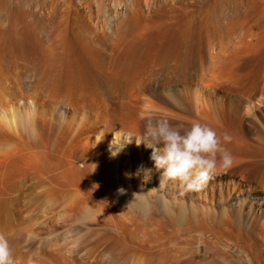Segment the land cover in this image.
I'll return each instance as SVG.
<instances>
[{
    "label": "bare ground",
    "instance_id": "6f19581e",
    "mask_svg": "<svg viewBox=\"0 0 264 264\" xmlns=\"http://www.w3.org/2000/svg\"><path fill=\"white\" fill-rule=\"evenodd\" d=\"M7 1L8 0H0V15H1L0 16V36L2 35V33L5 34V37L3 39V41H4L3 43H5L4 48L2 50L1 49L0 50L3 52L7 51V52H5V55H8L9 58H11L12 60L15 59L16 61H18L17 59L21 56V54H23L22 53V50L24 47L23 45H24V41H26L23 38V37H25V36H23L24 33L22 34V32H24V31H22L24 27L22 28V30H20L18 28V25H17L18 20L8 14ZM86 1L90 2L91 0H86ZM92 1H94V0H92ZM80 2L82 3V1H80ZM51 3L53 5V7H55V6L57 7L59 5L65 6L67 4H69V6H68L69 8L74 6L73 0H51ZM100 5H102V3ZM227 5H229V4H227ZM63 6H61V7H63ZM78 6H80V5L78 4ZM81 6L83 7V3ZM131 6H132V4H131ZM139 6H138V9H139ZM75 7H77V6H75ZM75 7L73 9L74 10L73 14L76 11L75 9H78V7L77 8H75ZM90 7H92V6H90ZM136 7L130 9L131 14H129V16L126 15L127 19H129L127 21L128 24H125L126 22H124V25H123V23L121 24V26L122 27L124 26V28H126V30L122 27H119V28L124 29V30L121 29L119 31L120 32L119 37L131 35V34L134 35V33H133L134 31H132V30L127 31V29L130 27L132 28V26L136 25L134 20L137 19L138 17L134 18V14H133L134 11L137 10ZM163 7H161V8H163ZM66 8H67V6H66ZM84 8H85V6H84ZM85 9H84V13L86 12ZM77 11L75 13H77ZM60 12H63V11H60ZM67 12H69V11H67ZM139 12H140V9H139ZM139 12H137V13H139ZM156 12H157V10H156ZM61 14L63 15L64 13H61ZM61 14H59V16ZM86 14L90 15V11H89V13L87 12ZM139 17H142V16L139 15ZM123 18L125 20L126 17H123ZM123 18H122V20H123ZM133 18H134V20H133ZM27 20H29V19H27ZM83 20L85 21V19H83ZM192 21H194V20H192ZM35 22L40 23V21H34V23ZM43 22H45V21H43ZM26 23H28V22H26ZM28 24H32V23H28ZM78 24H80V23H78ZM140 24L141 23H139V25ZM150 24H151V22H150ZM179 24H180V21H179ZM21 25H22V23H21ZM139 25H137V26H139ZM197 25H198V23H197ZM32 26L33 27H31V28L34 29V26H36V25H32ZM82 26H85V25H82ZM155 27H156V25H155ZM203 27H205V26L203 25ZM78 28H80V27H78ZM86 28L87 27H85V29ZM102 28H103V25H102ZM137 28H142V27H136V29ZM149 28H151V26ZM165 28H167V27H165ZM199 28H201V27H199ZM170 29H171V27H170ZM172 29H173V27H172ZM178 29H179V27H178ZM210 29H211V27H210ZM218 29L219 28H217L216 30H218ZM105 30H106V28H105ZM235 30H237V28ZM79 31H80V29H79ZM88 31H90V30L88 29ZM116 31L118 32V30H116ZM160 31H161V29H160ZM214 31H215V28H214ZM31 32H32V30H31ZM77 32L78 31H75L74 33H76L75 35L78 36L79 33L77 34ZM155 32H157V31H155ZM177 32H178V30H177ZM179 32L181 33V31H179ZM204 32H205V30H204ZM216 32H218V31H216ZM221 32H224V30L223 31L221 30ZM226 32L228 33V30L225 31V33ZM232 32H233L232 34H235L234 31H232ZM81 33H80V35L82 38ZM90 33H92V32H90ZM172 33L175 34V32H172ZM212 33H213V31H212ZM26 34L28 35V32ZM34 34H36V32H34ZM71 34H72V32H71ZM87 34H88V32H87ZM166 34H167V32H166ZM201 34H203V33H201ZM240 34H242V33H240ZM29 35H31V34H29ZM33 35H32L33 38L36 36L33 39L35 42L37 35H35V36H33ZM90 35L88 34V36L87 35H84V36L90 37ZM165 36L167 37V35H165ZM32 37L27 36L28 39L31 38L30 40H32ZM126 37H123V38H126ZM193 37H195V36H193ZM103 38H104V36H103ZM175 38H177V37H175ZM178 38H180V37H178ZM201 38H203V37H201ZM230 38L227 40L232 39V38L231 39ZM238 38H240V37H238ZM165 39L163 37L162 38L160 37L158 40L157 39L155 40L152 38L153 42H150V43H151V45H153L154 48H157L161 51H167L169 49L166 48L165 43L168 44L169 41L165 42ZM169 39H170V41L172 40L171 38H169ZM181 39H182V41L184 40L181 37L179 39L180 42H181ZM185 39L187 41V38H185ZM190 39H189V41H190ZM39 40H40V38H39ZM80 40H82V39H80ZM80 40L78 42L79 43L83 42L81 44L83 46L84 40L83 41H80ZM121 40H120V42H121ZM222 40L224 41V39H222ZM99 41H100V39H99ZM67 42L69 43V41H67ZM208 42H210V41H208ZM191 43H192V40H191ZM225 43H226V41H225ZM238 43H240L239 45H241V41ZM25 44H26V42H25ZM76 44H77V42H76ZM96 44H98V43H96ZM96 44L94 42V45H96ZM169 44H168V47H169ZM188 44H189V42H188ZM208 44H210V43H208ZM233 44H234V42H233ZM32 45H35V44H32ZM101 45L104 46V44H102V43H101ZM40 46H41V44H40ZM53 46H54V44H53ZM89 46H90V44H89ZM171 46H173V45H171ZM182 46H180V50L178 52L180 59L184 57L183 53L186 52V51L182 50V48H181ZM191 46H192V44H191ZM238 46H235V47L237 48ZM35 47L38 48V46H35ZM35 47H34V49H35ZM65 47H67V46H65ZM135 47L137 49L136 45H135ZM188 47H190V46H188ZM227 47H228V44H227ZM173 48L176 50L175 45L173 46ZM184 48H185V46H184ZM47 49H48V47L46 48V51H47ZM49 49H48V52H50ZM62 49H65V48H62ZM97 49H98V47H97ZM104 49H105V47H104ZM171 49H172V47H171ZM174 49H173V51H174ZM238 49H236V50H238ZM50 50H54V49H50ZM92 50H93V48H92ZM92 50H90L91 52L89 50L87 52H90V54L92 55ZM191 50H190V52H191ZM29 51H30V53H32L31 48L29 49ZM29 51H28V53H29ZM32 51L35 52L33 50V47H32ZM37 51H39L41 53L44 50H42V51L37 50ZM46 51H44V52L47 55L48 53H46ZM100 51H101V49H100ZM176 51H178V50H176ZM36 52H35V54H36ZM54 52H55V50H54ZM78 52H80V51H78ZM101 52H100V54L98 52L99 56L102 55ZM250 52L253 53V51H250ZM28 53H27V55H28ZM84 53H85V50H84ZM94 53H96V51ZM244 53H243V55H244ZM45 54H44V56H45ZM57 54H59V53H57ZM48 55H50V54H48ZM104 55H105V52L102 55L103 56L102 58L107 56V55H105V56ZM135 55H138V53H136ZM169 55L164 54V53L160 55L159 59L162 60L161 61L162 64L158 63V66H159V64H161V65L159 67L156 65L157 69L154 70V67H155L154 66L153 70H149V72L151 71L150 73H148V71L145 70V71H147L146 75L149 74V80H145L146 82H144V81H142L143 79L140 77L141 81L143 83H140L141 81L139 80L140 84H138L137 87L140 85L139 86L140 88L138 87L139 88L138 92L136 89V91H135V92H137L136 94H138L140 91H142V92L143 91H149L150 93L153 94V96L154 95L156 97L159 96L163 102V105H164L163 106L162 104L156 103V101H152V100L156 99L155 96L154 97L152 96L153 98L151 99L150 96L148 95V97H147L148 99L143 98V99H145V103L143 105L146 106V109H145V113L143 111L144 109L142 110L143 113L145 114V115L143 114L142 117L145 118V116L146 117L151 116L153 118H164V115L162 114L163 111L165 110L164 107L171 105L174 107L173 108L174 112L176 109L177 110L176 112H178V113L177 114L173 113L172 115H171V113L170 114L166 113L168 115L167 116L168 118L170 117L169 115H171V117L174 116L175 120H172L169 118L170 124H172V126H174V127H176V126L181 127L180 125H186V124L191 125V123L193 121L197 120V122H198V119H201L200 115H198L199 117L197 118V116L194 115V113L196 114L197 112H200L201 111L200 108H202L203 106H205L207 104L206 101L201 99V97H199L198 95H197L198 97H196L195 100L192 99L193 97L196 96V95H194V93L196 91L195 89L198 86V82L201 81V79H202V78H199L200 73L198 70V67H200L201 65L198 66V64H196L197 62L195 63V61H194L195 64L191 63V65H189L191 68L188 66L189 69L187 70V68H188L187 65L185 67V65H184L185 63L183 64V62H180L183 60L182 59L179 61L181 64L178 63L180 66L176 64L175 67L178 68V70L176 69L177 71H175L174 70L175 68H173L172 66L167 67V65H168L167 64L168 63L167 58L169 59V57L171 56V55L170 56ZM249 55H251V54H249ZM24 56H26V55H24ZM37 56L38 55H36V57ZM96 56H93V57H96ZM133 56H134V53H133ZM30 57L31 56H29V58ZM52 57H54V55H52ZM76 57L78 58L79 55ZM98 57H96V58H98ZM200 57H201V55H200ZM43 58L44 57L42 56V59H40L39 61L43 60ZM45 58L49 59L50 57L47 58V56H46ZM45 58L43 61H46ZM63 58H64V56H63ZM87 58L88 57H86L85 60H87ZM136 58H138V57H136ZM196 58H198V57H196ZM51 59H53V58H51ZM54 59H56V58H54ZM174 59H171V60H174ZM189 59H191V58H189ZM19 60H21V59H19ZM67 60H68V58H67ZM69 60H71V59H69ZM98 60H100V59L98 58ZM230 60H231V58H230ZM33 61H35V59ZM37 61H38V59H37ZM39 61H38V64L40 63ZM51 61H54V60H51ZM51 61L47 62V65L49 64L47 67L50 66V63H52V65L50 66L51 67L50 69L52 70L54 68V67L52 68V66L54 64ZM80 61H79V63H80ZM90 61H92V59H90ZM10 62L15 63L14 61H10ZM19 62L20 61H18L17 64ZM21 62L24 63L26 61H23V58H22ZM57 62H56V64H57ZM70 62H72V61H70ZM82 62H83V60H82ZM86 62L87 61H85V63ZM27 63H28V61H27ZM29 63H28V65H29ZM35 63L37 64V62H35ZM87 63H88V65L87 64L84 65L83 70L85 71V74L90 76L91 86H90V89L88 90V92H85L83 90H81V91L76 90L77 88H75L74 89L75 91H74L69 84H66V85H61V84L60 85L59 84L58 85H50V83L47 80L46 81L38 80L36 83L28 81V83H26L25 82L26 80H25L24 82H25V84H27V90L24 92L23 91L21 92L22 89L17 90L20 93L13 90L12 87H10L11 85L9 86V84L7 85L5 83L7 75L10 74V72L12 71V70L9 71V66L11 67V64L7 63V66H6V64L4 65V64L0 63V109L3 108L5 105H8L10 103L15 102L18 99L21 100V98H26V99H22L23 100L22 105H24V108L27 112V113H25V115H27L26 117L20 115V113H19L20 111H17V112L12 113V114H15V116L13 118H6L5 117V119H1L2 114H0V116H1V118H0V146H1V148L0 149L8 148L9 150H13V145H12L13 142L16 139L20 140L21 143H20L19 147L23 151V153H22L23 156L22 155L21 156H22V159L24 161L23 162L24 167L21 171V178H20L19 184L17 186L18 188H16V190L14 191L15 195H10V196L4 195L5 197H3L1 199L2 195L0 194L1 195L0 196V199H1V203H0V233L4 234L9 239V243H10V246H11L12 251H13V257L19 259L20 261H22L23 257L26 258L27 253L22 250V245H23V247L27 246V245L26 246L24 245L25 242L26 243L28 242L29 245H33L35 241H38L39 244L42 245V248H44L43 251H48V247L50 246V242H51L49 237H46V236L44 237L42 235H38L37 231H35V229L32 227V224H30V223L24 227H20V225H18V223L15 222L16 217L19 214L24 213V212L25 213L27 212L26 215L29 216V218H30V219L28 218V220L32 221L31 215L33 213L32 214L30 213L32 208H33V212L34 211L38 212L39 210H41L42 207L46 211L48 209L50 210V211H48V213L51 212V214H53V215H51L52 220L59 218V219H62V221L66 223V221L69 219V220H71V222L72 221L78 222L79 226H77V227H80L82 229L85 228V230L88 229V230H86V232L84 230V232H85L84 234L81 233L82 235L81 234L78 235L76 241L79 245L80 244L85 245V243L89 244V242H91L93 240L95 241L96 236H98V235L102 236V238L97 237V240L95 241L94 245L90 246L89 248L87 246V249L84 251L85 253L83 252V255L86 254L87 257H89V259H91V260H89L91 263H88V264H98L97 262L95 263V260H97V257H100L99 260L103 259L104 257L108 261L113 260V264H127V258L129 256V254H131L129 256L130 258H132L131 257L132 254L134 256L138 257L139 260H137V261L140 264H179L182 261L183 257H187V256H189V254L190 255L193 254L192 252L194 251V249H191V247L193 244H195V242L203 243L204 244L203 248H205V251L206 252L212 251L214 253V257H216V259H221L222 262H224V264H236L235 259L231 257V256H233L232 253L228 252V251H232V249L235 245H236V247L237 246L239 247L240 254L244 253L246 256L249 257L250 256V251H249L250 248H248V245L246 246V248L242 247L241 245H239V243L237 244L235 242V238H237V237L242 238L243 237V239H244V237H246L247 239L255 241V242H257V241L259 242L260 240H262L260 242L264 241V223L259 222L258 218H257V220H255L253 218H243L244 217L243 205L245 204L246 199L251 198L250 200H253L256 198L259 200V199L264 198V161H260L261 163H259V161H258L257 164H250L249 166L243 165V166H240L238 168H234L232 170L231 169L230 170H224V176L226 175L229 177L239 178L238 181L231 182L229 184L227 182H225V184H223L224 182L223 183H214V180L212 179V177H210V179L207 181L205 186L199 190H185L182 186L179 185V183L171 182V181H168L165 184L161 185L159 182L160 173L158 171H156V174L155 173L151 174L152 169L155 168L154 167V161L151 159L152 149L147 147L145 145V143H143V142H141L140 144L136 143V137L137 138L142 137V135L139 134L140 129H139V132H137L138 128L141 127L140 125H138L140 127L135 128V129H137V131L135 130L134 132L129 131L130 130L129 125H128L129 130H124L125 127L123 129L119 128L124 123L121 125L118 124L119 126H115V125H117V124H114L115 122L112 123V124H114V126H112V129H111V127L108 129H104V126L107 124V122H109V124H111L110 119L107 118L108 115L106 116V113H109V110H107L105 112V109L107 108L106 106H108V103L105 100V98L107 96L106 97H104V96L108 94L112 98V96L109 94V92H111V94L113 93V95L116 94L119 97V99H121V102H124V100L126 101L129 97H131L129 100V101H131L133 99L134 93L133 94L130 93V96L127 99L125 98V96L123 94H125L127 91L129 81L132 80V81L136 82V80L133 79V76H132V78L130 77L131 79H129V77H128L129 74L126 75L127 72L126 73L123 72L125 70L124 69L125 66H123V68H121L122 66L120 64H119L120 66H118V65L117 66L120 67L122 70L123 69L124 70L123 71L117 70V73H113L116 71V69L114 68L115 70L113 71L112 68H110L111 66L109 67V66L104 65L102 67L103 63H101V65L98 64L97 66H96L97 63L96 64H94L93 62H87ZM223 63H224V61H223ZM231 63H232V61H231ZM17 64H14V65H17ZM113 64H112L113 65L112 67L115 66V63H113ZM192 64H193V66H192ZM14 65H13V68H14ZM40 65L37 66L36 68H40L42 66H45L44 64L42 65L41 63H40ZM17 66H19V65H17ZM17 66H15L14 69H17ZM57 66H59V63L57 64ZM173 66H174V64H173ZM203 68H202V70H203ZM33 69H35V67ZM128 69L129 68H127V70ZM172 69H173V72L175 71V73H172V71H171ZM213 69H215V68L213 67ZM110 70L113 72H111ZM130 70L131 69H129V71ZM140 71H142V70H139V72ZM128 73H130V72H128ZM243 73H242V75H243ZM130 74H132V73H130ZM251 74H253V73H251ZM11 75H12V77H14L13 74H11ZM115 75L119 76V78L118 77L117 78L120 79L121 82H118L119 84L114 85V86L112 83L113 87L109 84L107 86H104L108 80L113 81V79L115 78ZM245 75H247V74H245ZM134 76H135V74H134ZM229 76H231V75L229 74ZM146 77H148V76H146ZM242 77H244V76H242ZM71 80H72V78H71ZM13 81H15L14 78H13ZM19 81H20V79H19ZM117 81H119V80H117ZM132 81H131V83L135 84V82H132ZM242 81H244V80H242ZM252 81H254V80H252ZM116 82H114V83H116ZM236 82H238V81H236ZM7 83H8V81H7ZM18 83H17V86H18ZM248 83L249 82H247L246 84L248 85ZM12 85H13V82H12ZM20 85L22 86L23 84H20ZM76 85H78V84H76ZM212 85H216V84H212ZM249 85H251V86L244 88V90H242V91L239 90V91L234 92L232 90V92L235 94V95L233 94L234 96L232 98L228 97L227 101L226 100L220 101L221 111L229 112L230 116L236 117V120H241L240 117L243 114V112H245V115H250V114H253V112L255 110H258L261 106H263V104H264V89L259 90V88L256 87L258 85L260 86V84L255 86L251 82V84L249 83ZM84 86H86V85L84 84ZM74 87H76V86H74ZM130 87L133 90L135 89V87L133 88V85H130ZM200 87L203 88V86H200ZM229 87H231V86H228V89H229ZM236 87H238V85ZM243 87H246V86H243ZM203 89H205V86ZM141 94H142L141 97L143 95L146 96L143 93H141ZM134 96H137V95H134ZM141 97L139 96V98H141ZM139 98H137V99H139ZM143 99H141L140 102ZM149 99L152 102L149 101ZM157 99H159V98H157ZM191 99H192V101H191ZM133 100L135 101L136 99H133ZM159 100H158V102H159ZM49 101H51L52 105L50 104ZM153 102L155 104H153ZM21 103H22V101H21ZM112 103H114V102H111V104ZM135 103L137 104L138 102H135ZM141 103H143V102H141ZM64 104L71 105L73 108V110L69 116H66L64 113V110H63ZM166 104H169V105H166ZM188 104H189L190 112L192 110L194 112L193 115H191V116L187 115V113H188L187 110H189V108L187 106ZM141 106H142V104H141ZM16 107H18V106L16 105ZM120 107H122V106H120ZM207 107H208V105H207ZM123 109H124V107H123ZM136 109L140 110L139 108H136ZM166 110H168V108ZM184 110L187 112L186 114L182 113ZM160 112H162V113H160ZM48 113H49V116L47 117L46 115ZM113 113L115 114V111ZM116 113H118V112H116ZM121 113H123V112L121 111ZM125 114L129 115V117H130V114L128 113V111ZM214 114H216V113H213L212 116ZM217 114H218V116L220 114V112L218 110H217ZM109 115H111V111H110ZM113 115L111 117H113ZM216 115H214V118H217ZM121 116H119V117H121ZM124 116L125 115H123V117ZM252 116H254V114ZM125 117H127V116H125ZM113 118L115 119V117H113ZM117 118H116V121H117ZM138 118H139V116H138ZM118 119H119L118 121L121 122L120 118H118ZM121 119H122V117H121ZM125 120H127V119L125 118ZM129 120H130V118H129ZM111 121L113 122V120H111ZM122 121H123V119H122ZM125 122L127 124V121H125ZM130 122H132V121H130ZM130 122H129V124H130ZM204 122H206V121H204ZM210 122H212V121H210ZM144 123H146V122H144ZM208 123L209 122H207V124ZM136 124H134V125H136ZM262 124H261V126H262ZM124 126H125V124H124ZM207 126L211 127L214 130L217 128V127H214L212 125V123H209ZM132 127H133V123H132ZM187 127H186V129H187ZM263 127H264V125H263ZM181 128L183 129V127H181ZM126 129H128V128H126ZM221 130L216 129V131L219 133L218 135L223 137L222 134H224V133H222ZM232 130H234V129H232ZM142 131H144V128ZM227 131H229V130H227ZM241 132H243V131H241ZM68 133H70V135ZM4 135H8L6 137L7 140L3 139L2 136H4ZM239 135H241V134H239ZM130 136H132L130 142L126 141L125 139H127ZM71 139H76L78 141V143L76 146L74 156L73 157L70 156L71 157L70 160L72 159L74 164L76 161L77 162L80 161L79 163L81 165H83V168L80 166L79 167L73 166L72 161L69 160V165H71V169H70V173H68L69 171L67 172V171L63 170L62 166L58 162L62 161L63 154H64L63 151H65L64 148H66V146H68V143L70 142ZM259 139L261 142H264V133L259 134ZM259 139H258V141H259ZM98 140H99V142H97ZM232 141H230V142H232ZM230 142H227V144L231 145ZM257 146H258V144H257ZM226 147H227V145H226ZM55 148H56V150H55ZM228 149L231 151V149L229 147H228ZM53 150L56 151L57 156H55V157H57V159H58L57 161H55L56 159H54V162L52 161L53 159L50 160L47 158L48 156L49 157L52 156V155H48V154H52ZM244 150H245V148H244ZM250 151H252V150H250ZM263 153H264V151H263ZM74 157H75V159H73ZM64 159H66V156ZM237 161H238V159H237ZM75 165H77V163ZM248 167L251 170L249 173L247 172ZM58 169H59V172L57 173ZM63 171H65V174ZM140 171L143 173L142 179H141L142 173ZM130 175H136L137 176L136 177L137 179H135V181L138 182L137 188H135L133 185H131L129 183H125V181L123 182L121 180L125 177H126V179L129 178ZM148 177H149V179H148ZM133 178H135V177H133ZM224 178H227V177H224ZM118 189H123L124 190L123 193L119 192ZM61 203H63V206H62L63 211L60 210V211L55 213L54 208ZM236 203H238L241 206L239 208V210H235L234 204H236ZM261 212L262 213L264 212V208H262ZM57 215H58V217H57ZM37 217H38V215L35 218H37ZM94 222L97 223L100 227L94 228V227L89 226L90 223L93 224ZM246 222L248 225H246ZM20 223H21V220H20ZM235 225L240 226V227L241 226L244 227L245 229L242 228L244 231H242V229L240 227H236ZM70 226H72V225L70 224ZM234 227H236V230ZM99 229H100V231H99ZM70 230L71 231L66 232L68 235H69V233L71 234L73 229L71 228ZM74 230H77V229H74ZM82 231H80V232H82ZM19 232L23 233L21 241H20L21 242L20 243L21 244L20 249H18V247H17L19 239L14 240L13 235L10 234V233L16 234ZM76 232H79V231H76ZM70 236L72 238L73 235H70ZM59 237H60V234H59ZM90 238H93V240H91ZM182 238L186 241V244H183L184 242L181 241ZM89 240H91V241H89ZM136 242H139L140 246H138L137 244L135 245ZM140 242H142V243H140ZM55 244H58V243H55ZM37 245H38V243H37ZM67 245H69V244H66V246ZM66 246L64 248L68 247V246L67 247ZM139 247L142 249H139ZM69 248H71V245L69 246ZM192 248H194V247H192ZM38 250H39V248H38ZM27 251H28V249H27ZM256 251L259 252V251H261V249H258V250L256 249ZM51 253L52 252H50V254ZM194 253H195V251H194ZM106 254H109V255L106 256ZM193 256L194 255H191L190 258H192ZM83 257H82V259H83ZM119 258H123V260L120 263L118 261ZM247 259L251 263H254L251 257H249ZM201 260H203V259H201ZM189 261L183 262L182 264H197V263H195V261H193V259H192V261L191 260H189ZM136 262H134V263H136ZM247 263H249V262H247ZM100 264H109V263L102 261Z\"/></svg>",
    "mask_w": 264,
    "mask_h": 264
},
{
    "label": "rangeland",
    "instance_id": "374dc122",
    "mask_svg": "<svg viewBox=\"0 0 264 264\" xmlns=\"http://www.w3.org/2000/svg\"><path fill=\"white\" fill-rule=\"evenodd\" d=\"M80 1H82L83 7L81 6L82 3ZM128 1L127 0H97V1L96 0L92 1L91 0L90 2L89 1L87 2L86 0H78V1L77 0H73L74 6L69 8L68 7L69 4H67L65 6L61 5L63 7H61L60 5L57 6V7L56 6L53 7V5L51 3V0H8L7 1L8 14L18 20L17 25H18V28L20 30H22V28L24 27L23 30H22L24 32H22V34L24 33L23 36H25V37H23V38L26 41H24V45H23L24 46L23 50H22L23 54H21V56L17 59L20 62L17 64L18 61H16L15 59L12 60L11 58H9L8 55H5V52H7V51H5V52L1 51L4 48V44H5V43H3L4 42L3 39L5 37V34L2 33V35L0 36V42H1L0 43L1 44L0 45V49H1L0 50L1 51L0 52L1 53L0 54V63L4 64V65L6 64V66H7V63L8 64L10 63L11 67H12L11 68L9 66V71H11V70L12 71L10 72V74L7 75L5 83L7 85L9 84V86L11 85L10 87H12V89L15 90L16 92H19V91H17L19 89L20 90L22 89L21 92L22 91L24 92V91L27 90V84H25V82L28 83V81H30V82L36 83L38 80H43V81L47 80L50 83V85H58V84L59 85L60 84L61 85H66V84H69L72 87L73 90L75 88H77L76 90H79V91L83 90L85 92H88V90L90 89V86H91L90 76L85 74V71L83 70L84 69V65H86V64L88 65L87 62H93L94 64L97 63L96 66L98 64L101 65V63H103L102 67L104 65L105 66H109V67L111 66L110 68H112L113 71L116 69L115 72L110 70L113 73H117V70L118 71H123L125 69L123 72H125V73L127 72L126 75L129 74V76H128L129 79H131L132 76H133V79H135L136 82L130 80L129 81L130 84L128 83V87L129 88L127 87V91L123 95L127 99L130 96V93L131 94L134 93L133 94V99H136V100L134 101L132 99L131 101H129L130 98H131V97H129L126 101L124 100V102H121V99H119V97L116 94L113 95V93L111 94V92H109V94L112 96V98L108 94L105 95L104 97L107 96L105 98V100L108 103V106H106L107 108L105 109V112L107 110H109V113H106V116L107 115L109 116V117L107 116V118L110 119L111 124H109V122H107V124L104 126V129H108L110 127L112 129V126H114V124H117L115 126H119V125L124 123L125 126L123 124L119 128L123 129L125 127L124 130H129V126H130V130L129 131H133L134 132L135 130L137 131V129H135V128H138V127L141 126L140 128H138L137 132H139V129H140L139 134H141L143 136V133L145 131V127L144 126L146 124V123H144V122H146V119L144 117H142L143 114L145 113V109H146V106L143 105L145 103V99H143V98H147L148 95H149L150 98L152 99L155 95L153 96V94L150 93L149 91H143V92L140 91L138 94H136V93L138 92V89L140 88L139 87L140 85L138 86L139 88L137 87V85L140 84V83H143L142 81L146 82L145 80H149V74L146 75L147 71H148V73H150L151 71L149 72V70H153L154 66H155L154 70L157 69L156 65L158 66V63H161L162 60H160L159 58H160V55L163 54V53L171 55V56L169 55L170 56L169 59L167 58V61H168L167 67L172 66L173 68H175L174 69L175 71L178 70V68L175 67L176 64L179 65V64H181L180 62H183V64L185 63L184 64L185 67H186V65L188 67L189 65H191V63L195 64L197 62L196 64H198V66L201 65L200 66L201 68L198 67V70H199V73H200L199 74L200 75L199 78H202V79H201V81L198 82V86L196 87V89H195L196 91L194 93V95H196V96L193 97L192 99L195 100L196 97L199 96V97H201V99L206 101L207 104L205 106H203L202 108H200L201 111L197 112L196 114L193 112L192 109H191L192 111L190 112V108H189V104H188L187 105L188 108H189V110H187L188 113L185 110L182 113H184V114L187 113L188 116H191L194 113V115H196L197 118L199 117L198 115H200L201 119H198V122L200 121L201 124L208 125L209 123H212V125L214 127H217L216 129H218V130L219 129L221 130L223 128L221 130L222 133H224V134L226 133L229 136L231 135L230 136L232 138L231 141L233 140L232 142H230L231 145L225 143L224 147H226V145H227L226 148L228 149V147H229L231 149V151L229 149H228V151H230L234 162L232 163V166L230 168H228L227 170H230V169L232 170L234 168H238V167L243 166V165L249 166L250 164H257L258 161H259V163H261L260 161H264V158H263L264 157V153H263V151H264V147H263L264 146V142H261L260 139H259V134L260 133H264V127H263V125H264V122H263L264 121V104L258 110H255L253 112L254 116H252L253 114L245 115V112H243V114L240 117L241 120H236V117L230 116L229 112H226V111L223 112L220 109L221 108L220 107V101H222V100H226L227 101L228 97L232 98L235 95L232 92V90L234 92L239 91V90L242 91V90H244V88H247V87L251 86V85H249V83L251 84V82L255 86L260 84V86L258 85L259 87L256 86L257 88H259V90H261V89L263 90L264 89V0H215V1L214 0H176L177 2L175 0H161V1L160 0H134V1L133 0H128ZM101 3H102V5H100ZM78 4L80 6H78ZM131 4H132L133 7L131 6ZM227 4H229V5H227ZM66 6H67L68 9L66 8ZM75 6L78 7V9H75L76 11L77 10L78 11H77V13H75L76 12L75 11L74 14H73V11H74L73 9H74ZM84 6H85L86 9L84 8ZM90 6H92V7H90ZM138 6H139V9H140V12H139ZM77 7H75V8H77ZM135 7L138 10V11L135 10L134 13H133L134 14V18L138 17L135 20L133 18V20L135 21L136 25L132 26V28L130 27V28L127 29V31L128 30L134 31L133 32L134 35L133 34L126 35L127 37L123 36V37H126V38H123L122 36L119 37V33H120L119 31L122 28H124V26L122 27L121 24L123 23V25H124V22H126L125 24H128L127 21L129 19H127L126 15L129 16V14H131L130 13V9L131 8H135ZM161 7H163V8H161ZM84 9L86 11L85 13H84ZM59 10L63 11V12H60ZM66 10L69 11V12H67ZM156 10H157V12H156ZM89 11H90V15L86 14L87 12L89 13ZM136 11L139 12V13H137ZM61 13H64V14L62 15ZM59 14H61V15L59 16ZM139 15L142 16V17H139ZM122 16L126 17L125 20H124V18ZM122 18H123L124 21L122 20ZM27 19H29V20H27ZM83 19H85V21ZM192 20H194V21H192ZM34 21H40V23H37V22L34 23ZM43 21H45V22H43ZM51 21L52 22L54 21V22L52 23ZM179 21H180V24H179ZM26 22L32 23V24H28ZM150 22H151L152 25L150 24ZM21 23H22V25H21ZM78 23H80V24H78ZM139 23H141V24L139 25ZM197 23H198V25H197ZM32 25H36V26H34L35 30L33 28H31V27H33ZM82 25H85V26H82ZM102 25H103V28H102ZM137 25H139V26H137ZM155 25H156V27H155ZM203 25L206 28L203 27ZM150 26H151V28H149ZM164 26L167 27V28H165ZM220 26L221 27L223 26V27L221 28ZM78 27H80V28H78ZM85 27H87L90 31H88L87 28H86L87 29L86 30ZM119 27H122V28H119ZM136 27H142V28H137L136 29ZM170 27H171V29H170ZM172 27H173V29H172ZM178 27H179V29H178ZM199 27H201V28L203 27V28L201 29ZM210 27H211V29H210ZM216 27L219 28V29L216 30L217 29ZM105 28H106V30H105ZM214 28H215V31H214ZM236 28H237V30H235ZM79 29H80V31H79ZM124 29L126 30V28H124ZM124 29H122V30H124ZM160 29H161V31H160ZM31 30H32V32L33 31L36 32V34H34V32L32 33ZM116 30H118V32ZM177 30H178V32H177ZM204 30H205L206 33L204 32ZM221 30L222 31L224 30V32H221ZM227 30H228V33L227 32L225 33V31H227ZM75 31H78L77 32V34L79 33L78 36L75 35L76 34V33H74ZM155 31H157V32H155ZM171 31L175 32V34L172 33ZM179 31H181V33ZM212 31H213V33H212ZM216 31H218V32H216ZM232 31H234L235 34H232L233 33ZM27 32H28V35L26 34ZM71 32H72V34L73 33L74 34L72 35ZM87 32H88L89 35L91 34L90 37H87L88 36ZM90 32H92V33H90ZM166 32H167V34H166ZM80 33L82 34V38H81ZM201 33H203V34H201ZM240 33H242V34H240ZM29 34H31V35H29ZM32 35L33 36L37 35L38 39L36 38L35 42H34L33 39L36 36L33 38ZM84 35H87V36H84ZM165 35H167V37ZM27 36L28 37H32V40H30L31 38L28 39ZM103 36H104V38H103ZM193 36H195V37H193ZM160 37L161 38L163 37L164 39L166 38L165 42L169 41L168 44L170 43L173 46L175 45V48L178 51H176L173 48V46H171L170 44H169V47H168L167 43H165L166 48L169 49L167 51H161V50H159L157 48H154L153 45H151V43H150V42H153L152 38L155 39V40L156 39L158 40ZM175 37H177V38H175ZM178 37H180V38L182 37L184 39L183 41L181 39L182 43L180 42V40H179L180 38H178ZM201 37H203V38H201ZM238 37H240V38H238ZM39 38H40V40H39ZM79 38L82 39V40H80ZM169 38H171L172 40L170 41ZM185 38H187V41H186ZM229 38L231 40H227ZM99 39H100V41H99ZM189 39H190V41H189ZM222 39H224V41ZM79 40L80 41L84 40L83 46L81 45L83 42L79 43L78 42ZM120 40H121V42H120ZM191 40H192V43H191ZM67 41H69V43ZM208 41H210V42H208ZM225 41H226V43H225ZM240 41H241V45H239L240 43H238ZM25 42H26V44H25ZM76 42H77V44H76ZM94 42H95V44L96 43H98V44L94 45ZM188 42H189V44L191 43L193 47L191 46V44L189 45ZM233 42H234V44H233ZM101 43L104 44V46L101 45ZM208 43H210V44H208ZM32 44H35V45H32ZM40 44H41V46H40ZM53 44H54V46H53ZM89 44H90V46H89ZM227 44H228V47H227ZM135 45L137 46V49H136ZM35 46H38V48H36ZM65 46H67V47H65ZM170 46L172 47V49H171ZM180 46H182L181 47L182 50L186 51V52L183 53L184 57L181 58V59H180V57L178 55V52L180 50ZM184 46H185V48H184ZM188 46H190V47H188ZM235 46H238V47L236 48ZM32 47H33V50L35 52L37 50L46 51L47 47H48V49L49 48L50 49H54L55 52H54V50H50V49H49L50 52H48V49H47L46 53H48L50 55H48V54L46 55L44 51L41 52L43 55L39 51H37L38 53L36 52V54H35V52L32 51ZM34 47H35V49H34ZM97 47H98V49H97ZM104 47H105V49H104ZM30 48H31V52L32 53H30V51H29ZM62 48H65V49H62ZM92 48H93V50H92ZM188 48L190 50L192 49L191 52H190V50ZM246 48L247 49L249 48V49L247 50ZM100 49H101L102 52L100 51ZM173 49H174V51H173ZM236 49H238V50H236ZM84 50H85V53L88 50L89 51L92 50V55L90 54L91 51L87 52L85 54ZM28 51H29V53L31 55L28 53ZM78 51H80V52H78ZM93 51L94 52L96 51V53H94ZM97 51L99 52V54L101 52L102 55L105 52V55H107V56L102 58L103 56L102 55L99 56ZM250 51H253V53L250 52ZM242 52L243 53L245 52L244 55H243ZM27 53H28L29 56H31L30 58L27 55ZM57 53H59V54H57ZM133 53H134V56H133ZM136 53H138V55H135ZM40 54L44 58L46 56H47V58L48 57H50V58L49 59L45 58L46 61H43L44 58H43V60L39 61L40 59H42V56ZM44 54H45V56H44ZM249 54H251V55H249ZM24 55H26V56H24ZM36 55H38V56L36 57ZM52 55H54V57H52ZM78 55H79V57L77 58L76 56H78ZM84 55L86 57H88L87 60H85L86 57ZM200 55H201V57H200ZM63 56H64V58H63ZM93 56H96V57L99 56L98 58L100 60H98V58L93 57ZM21 57L23 58V61H26V62H24V63L21 62V60H22ZM32 57L35 59V61H33L34 59ZM136 57H138V58H136ZM196 57H198V58H196ZM51 58H53V59H51ZM54 58H56V59H54ZM67 58H68V60H67ZM189 58H191V59H189ZM230 58H231V60H230ZM19 59H21V60H19ZM37 59L42 65L44 64L45 66H42L40 68H36L37 66L40 65V63L38 64ZM50 59L54 60V61H51ZM69 59H71V60H69ZM90 59H92V61H90ZM171 59H174L175 61L171 60ZM49 60L51 62H53V64H54L52 66V68L54 67L52 70L50 69L51 68L50 66L52 65V63H50V66L47 67L49 65V64L47 65V62H50ZM82 60H83V62H82ZM180 60H182V61H180ZM10 61H14L15 63H12ZM27 61H28V63L30 62L29 65H28ZM55 61L56 62L58 61L57 64L59 63V66H57ZM70 61H72V62H70ZM79 61H80V63H79ZM85 61H87V62L85 63ZM194 61H195V63H194ZM223 61H224V63H223ZM231 61H232V63H231ZM35 62H37V64ZM113 63H115L116 67L115 66L112 67L114 65ZM14 64H17L19 66L14 65ZM119 64L122 66L121 68H123V66H125V68L122 70L120 67H118V66H120ZM161 64H159V66ZM173 64H174V66H173ZM193 64H192V66H193ZM13 65H14V68H15V66H17V69H14ZM34 67H35V69H33ZM189 67L187 68V70L189 69ZM213 67L216 70L213 69ZM127 68H129L131 70L129 71V69L127 70ZM202 68H203V70H202ZM138 69L142 70V71L143 70L144 71L147 70V71H145V72L143 71L144 72L143 73L142 71L139 72ZM171 71H172V73H175V71L173 72V69ZM128 72L132 73L133 75L128 73ZM242 73H243V75H242ZM251 73H253L255 76L253 74H251ZM11 74H13L14 77H12ZM134 74H135L136 77L134 76ZM229 74L232 77L229 76ZM245 74H247V75H245ZM145 75L148 76V77H146ZM242 76H244V77H242ZM117 77L119 78V76L115 75V78L113 79V81L110 80L111 82L109 80L108 81L106 80L107 83H105L104 86H107L108 84L112 86V83H113V86L119 84L118 82H121V81ZM140 77L143 79L142 81H141ZM13 78L15 79V81L17 80L16 81L17 83L19 82L20 84H23V85L21 86L18 83V86H19L18 87L17 83L15 81H13ZM71 78H72V80H71ZM19 79H20V81H19ZM241 79L244 80V81H242ZM117 80H119V81H117ZM139 80L141 81L140 83H139ZM252 80H254V81H252ZM7 81H8V83H7ZM131 81L135 82V84L131 83ZM236 81H238V82H236ZM12 82H13V85H12ZM114 82H116V83H114ZM247 82H249L248 85L246 84ZM76 84H78L79 86L76 85ZM84 84L86 86H84ZM212 84H216V85H212ZM226 84L228 86H231V87H229V89H228V86ZM73 85L76 86V87H74ZM130 85H133V88L135 87V89L134 90L131 89L132 86L130 87ZM237 85H238V87L239 86L240 87L239 88L236 87ZM23 86L24 87L26 86V87L24 88ZM200 86H203V88L205 86V89L201 88ZM243 86H246V87H243ZM136 89H137V92H135ZM141 93L145 94L146 96L143 95L141 97V95H142ZM134 95H137V96H134ZM139 96L141 98H139ZM137 98H139V99H137ZM155 98H154L155 100H152V101H156V103H159V104L163 105V102H162V100H161V98L159 96H157V97L155 96ZM157 98H159L161 101L159 99H157ZM22 99H26V98H21V100L18 99L19 101L16 100L13 103L5 105L3 107L4 109L1 108L0 109V114H2L1 115L2 118H1V116H0V118L1 119H5V117L6 118H13L15 116V114H12V113L17 112V111H20L19 112L20 115L26 117L27 115H25V113H27V112H26V110L24 108V105H22L23 104V100ZM141 99L144 100V101L143 100L141 101L143 103L140 102ZM192 99H191V101H192ZM158 100H159V102H158ZM21 101H22V103H21ZM51 101H49V102L52 105ZM149 101H151V100L149 99ZM111 102H114V103L111 104ZM135 102H138L137 103L138 105ZM141 104H142V106H141ZM153 104H155V103L153 102ZM16 105L18 107H16ZM166 105H169V104H166ZM207 105H208V107H207ZM120 106H122V107H120ZM169 106H165L164 107L165 110L163 111V113L160 112V113H162L164 115V118H166L168 116L167 114L171 113V115H172L173 113L174 114L178 113V112H176L177 111L176 109H175V112H174V109H173L174 107L173 106H171V105H169ZM123 107H124V109H123ZM166 107L168 108V110H166L167 109ZM136 108H139L140 110H137ZM63 110H64L65 115L69 116L70 113L72 112L73 108H72L71 105L64 104ZM142 110L144 111V113H143ZM217 110L220 112L219 116L217 114ZM110 111H111V115H109ZM114 111H115V114L113 113ZM121 111L124 114L121 113ZM127 111L130 114V117H129V115L125 114V113H127ZM116 112H118V113H116ZM212 112L217 114V115L214 114V115L217 116V118H214V115L212 116V114H213ZM112 115H113V117H115V119L113 117H111ZM123 115L127 116L128 118L125 117V116L123 117ZM171 115H169L170 116L169 118L172 119V120H175L174 116L171 117ZM46 116L48 117L49 113ZM119 116L122 117L123 121H122L121 117H119ZM138 116H139V118H138ZM117 117L120 118V121L122 123L118 121L119 119ZM116 118H117L118 122L116 121ZM125 118L127 120H125ZM129 118H130V120H129ZM169 118H168V120H170ZM111 120H113V122ZM124 120L127 121V124H126V122ZM130 121H132V122H130ZM204 121H206V122H204ZM210 121H212V122H210ZM129 122H130V124H129ZM207 122H209V123L207 124ZM112 123H114V124H112ZM132 123H133V127H132ZM134 124H136L137 126L134 125ZM261 124H262V126H261ZM138 125H140V126H138ZM180 126L183 127V129H186V127L187 126L189 127L190 125L186 124V125H180ZM176 127H179V126H176ZM181 127H179V128H181ZM126 128H128V129H126ZM143 128H144V131H142ZM216 129H215V131H216ZM232 129H234V130H232ZM227 130H229V131H227ZM241 131H243V132H241ZM68 134L70 135V133H68ZM217 134H219V133L217 132ZM224 134H222V136ZM239 134H241V135H239ZM7 136L8 135H4L2 137H3L4 140H7V138H6ZM258 139H259V141H258ZM20 143H21L20 140L16 139L13 142V144H12L13 145V150H9L8 148L0 149V194L2 195V196L0 195L1 199L3 197H5L6 195H8V196L15 195L14 191L16 190V188H18L17 186H18L20 178H21V171H22V169L24 167V163H23L24 161L22 159L23 151L19 147ZM77 143H78V141L76 139H71L70 142L68 143V146H66V148H64L65 151H63L64 154H63L62 161L58 162L62 166L63 170H65L67 172L69 171L68 173H70V169H71V165H69V160H70L71 157L74 156ZM257 144H258V146H257ZM0 148H1V146H0ZM244 148H245V150H244ZM55 150H56V148H55ZM55 150L52 151V154H48V155H52L51 157H49V156L47 157L50 160L53 159L52 160L53 162H54V159H56L55 161L58 160L57 157H55V156H57V153H56ZM250 150H252V151H250ZM65 156H66V159H64ZM73 159H75V157ZM237 159H238V161H237ZM70 161H72V159ZM79 162L80 161H78V162L76 161L75 164L77 163V165H75L73 163V161H72V163H73L72 165L75 166V167H79L80 166V167L83 168V165H81ZM65 171H63L64 174H65ZM156 171L157 170L155 168H153L152 171H151V174L152 173L156 174ZM250 171L251 170L248 167L247 172L249 173ZM58 172H59V169L57 170V173ZM133 177H135V178H133ZM136 177H137L136 175H130L129 178L126 179V177H125V178H123L121 180L123 182L125 181V183H129V184L133 185L135 188H137L138 182L135 181V179H137ZM211 177L214 180V183H223L224 182L223 184H225V182H227L228 184L231 183V182H236L239 179L237 177H229V176H226V175L224 176V170L223 169H219V168L217 169V171L215 173H213L211 175ZM224 177H227V178H224ZM142 178H143V173L141 174V179ZM1 199H0V203H1ZM250 199L251 198L246 199V202L243 205V209H244V212H243L244 213L243 214L244 217L243 218H253L255 220H257V218H258L259 222L264 223V212L263 213L261 212L262 208H264V198L263 199H259V200L256 199V198L253 199V200H250ZM234 205H235V210H239V208L241 207L238 203H236ZM62 206H63V203L57 205L54 208L55 209V213L60 211V210L63 211V207ZM48 211H50V210L48 209L46 211L42 207L41 210H39L38 212L37 211L33 212V208H32V210L30 212L31 214L33 213L31 215L32 221L28 220L29 216L26 215L27 212L26 213L25 212L21 213V214H19L16 217L15 222L18 223V225H20V227H24V226H26V225H28L30 223V224H32V227L35 229V231H37L38 235H42L44 237L45 236L49 237L51 242H50V246L48 247V251H43L44 248H42V245L39 244L38 241L34 242L35 245L34 244L33 245H29L28 242L27 243L25 242L24 245L25 246L27 245V246L23 247V245H22V250L27 253L26 254L27 256H26V258L23 257L22 261H20L17 258H14V264H46V263L47 264H74V263L75 264H88V263H91L89 261L91 259H89V257H87L86 254L83 255V252L87 249V246L89 248L90 246L94 245L95 241L97 240V237L98 238H100V237L102 238V236L101 235L100 236L99 235L96 236L95 237V241L93 240V238H90L93 241L89 240V241H91V242H89V244L85 243V245H83V244L79 245L77 243V241H76L78 235H80L81 233L84 234L86 232V230H88V229L85 230V228L82 229L80 227H77V226H79V223L76 222V221H72L71 222V220H69V219L66 221V223L63 222L62 219H59V218L55 219V220H52L51 215H53V214H51V212L48 213ZM37 215H38V217L35 218ZM57 217H58V215H57ZM20 220H21V223H20ZM70 224L72 226H70ZM246 225H248L247 222H246ZM89 226L90 227H94V228L95 227L96 228L100 227L95 222L93 224L90 223ZM236 227H240V226H236ZM236 227H234L235 230H236ZM71 228L73 230H72L71 234L69 233V235H68L66 232L71 231L70 230ZM240 228L242 229L244 227L241 226ZM74 229H77V230H74ZM84 230H85V232H84ZM76 231H79V232L82 231V232L79 233V232H76ZM99 231H100V229H99ZM242 231H244V230L242 229ZM10 234L13 235V239L14 240H18L19 239L17 247H18V249H20V247H21V244H20L21 242L20 241H21L23 233L19 232V233H16V234H14V233H10ZM59 234H60V237H59ZM70 235H73L72 238H71ZM181 241L184 242V243L182 242L183 244H186V241L183 238L181 239ZM260 241H262V240H260ZM260 241L259 242L258 241L255 242V241L247 239L246 237H244V239H243V237L242 238H240V237L239 238L238 237L235 238V242L237 244L239 243V245H241L242 247L246 248V246L248 245V248H250L249 249V251H250V256L249 257L252 258L254 263H251L247 259L249 257L246 256L244 253H243L244 255L240 254L239 247L238 246L236 247V245L233 247L232 251H228V252L232 253L233 256H231V257L235 259L236 264H264V247H263L264 246V241L263 242H260ZM37 243H38V245H37ZM55 243H58V244H55ZM140 243H142V242H140ZM198 243L199 242H195V244L192 245V247H194V248L191 247V249H194V251H195V253L193 251L192 252L193 254H191V255H194L193 256L194 258L193 257L190 258L191 255L189 254V256L183 257L184 260L182 259V261L179 264H182L183 262H186V261L188 262L189 260L192 261V259L197 264H201V263L202 264H211V263L212 264H224V262H222L221 259H216V257H214V253L212 251L206 252L205 248H203L204 247L203 243H199V244ZM66 244H69V245H67L68 247L66 246ZM136 244L138 246H140L139 242H136L135 245ZM70 245H71V248H69ZM65 246L67 248H64ZM38 248H39V250H38ZM27 249H28V251H27ZM139 249H142V248L139 247ZM256 249L257 250L261 249V251L258 252V251H256ZM50 252H52V253L50 254ZM130 255L131 254H129V256ZM129 256L127 258V264H140L137 261V260H139L138 257L134 256L133 254L131 256L132 258H130ZM82 257H83V259H82ZM99 259H100V257H97V260H95V263L97 262L98 264H100L102 261H105L106 263L113 264V260L108 261V260H106L105 257L103 259H101V260H99ZM201 259H203V260H201ZM122 260H123V258H119L118 259L119 263ZM246 261L249 262V263H247ZM134 262H136V263H134Z\"/></svg>",
    "mask_w": 264,
    "mask_h": 264
},
{
    "label": "clouds",
    "instance_id": "9594fccd",
    "mask_svg": "<svg viewBox=\"0 0 264 264\" xmlns=\"http://www.w3.org/2000/svg\"><path fill=\"white\" fill-rule=\"evenodd\" d=\"M145 119V131L142 137H136V143L143 142L152 149L151 159L160 173L161 185L171 181L185 190H199L218 168L227 170L232 166L233 157L224 147L232 139L228 134L221 138L214 129L197 121L182 130L172 126L167 118L148 116ZM131 137L125 140L130 142ZM0 264H14L9 239L2 233Z\"/></svg>",
    "mask_w": 264,
    "mask_h": 264
}]
</instances>
